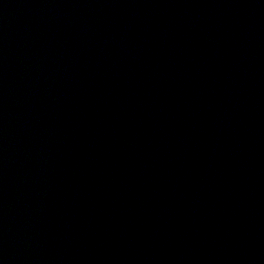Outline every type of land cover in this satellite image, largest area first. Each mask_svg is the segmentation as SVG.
<instances>
[{
	"label": "water",
	"instance_id": "95a60500",
	"mask_svg": "<svg viewBox=\"0 0 264 264\" xmlns=\"http://www.w3.org/2000/svg\"><path fill=\"white\" fill-rule=\"evenodd\" d=\"M0 264H264V0H0Z\"/></svg>",
	"mask_w": 264,
	"mask_h": 264
}]
</instances>
